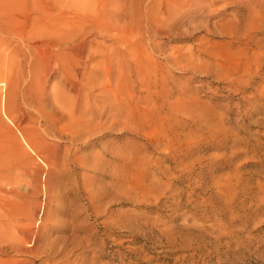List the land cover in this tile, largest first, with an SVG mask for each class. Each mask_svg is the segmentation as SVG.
Segmentation results:
<instances>
[{
  "label": "rangeland",
  "instance_id": "obj_1",
  "mask_svg": "<svg viewBox=\"0 0 264 264\" xmlns=\"http://www.w3.org/2000/svg\"><path fill=\"white\" fill-rule=\"evenodd\" d=\"M174 1L0 0V182L30 170L38 249L0 263L264 264V0Z\"/></svg>",
  "mask_w": 264,
  "mask_h": 264
},
{
  "label": "bare ground",
  "instance_id": "obj_2",
  "mask_svg": "<svg viewBox=\"0 0 264 264\" xmlns=\"http://www.w3.org/2000/svg\"><path fill=\"white\" fill-rule=\"evenodd\" d=\"M67 1L70 3V5H73L76 8H79L80 6L84 4L82 10L84 12L91 11V13L94 14V12L91 10L92 5L90 3V0H67ZM174 3L177 4L178 7H181L184 9L186 8L190 9L192 7V3L189 0H175ZM162 4L164 5L163 2ZM70 5L62 4V10L64 9L75 10ZM60 37L65 41L71 40L76 44V48H77L76 56H77V59L79 60H83L84 54L86 52L91 53L94 49L92 45L86 44L84 42L85 40H83L80 37H77L74 34H71V33L62 34L60 35ZM111 55L112 54H110V51H108L106 54H103V60H108L111 57ZM63 66L67 69V71L70 72L69 74L70 78L67 79V84L68 86L71 87L70 90H71V93L74 94L75 100L74 102H72V110H71L70 103L69 102L63 103L62 99H58L57 104L61 110L62 108L66 109L63 111L68 113L71 120L74 121L78 119V121L76 122L77 125H84L87 122H88L87 124H90L91 123L90 119L83 118L84 114L81 115V105H79L78 100L81 98L82 93H83L82 88H81L82 82L84 81L89 82L92 79H88L85 73L82 71H79V69H77L74 65H71L69 63L66 65L63 62ZM73 76L74 77L77 76L79 80H77ZM79 115L81 116L79 117ZM20 173H16L14 176L13 173L7 174L6 172V174L1 176V182L3 184L0 185V215L3 216L4 220L10 222V223L7 222L8 224L11 225L12 221H14L15 224L12 225L14 227H12L11 229L12 231L9 230L11 232H9L8 235L6 234L5 231L0 230V253L2 254L4 250H8L7 248H9L10 250L17 252V254L23 253L26 256L28 255V256L33 257V256L38 255V249L30 248L29 243H31L33 240L34 241L37 240V232L33 230V227L30 224L27 225V223L25 222V218L27 215H25V212H24V211H27V205L30 204V200H31L29 196L30 189L32 188L31 183H28L27 181L26 183L28 185L27 186L28 188L26 189L25 192L21 190L22 189L21 181H23V175L24 176L27 175V177H32V174L27 167L25 168L24 171H22L21 174ZM34 213L37 214V212L35 211ZM35 261L32 259L14 260L12 258H9L8 260L3 261L0 264H37Z\"/></svg>",
  "mask_w": 264,
  "mask_h": 264
}]
</instances>
